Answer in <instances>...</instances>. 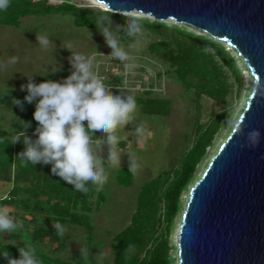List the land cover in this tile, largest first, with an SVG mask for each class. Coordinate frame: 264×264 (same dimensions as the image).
<instances>
[{
	"label": "rangeland",
	"instance_id": "1",
	"mask_svg": "<svg viewBox=\"0 0 264 264\" xmlns=\"http://www.w3.org/2000/svg\"><path fill=\"white\" fill-rule=\"evenodd\" d=\"M64 1L49 0L55 4ZM68 1L76 7L103 11L99 17H110L112 29L117 34L121 33L116 24L122 25L113 14L135 15L149 21L180 26L196 35L210 37L195 27L177 22L172 17L156 19L153 15L139 10L113 9L99 0ZM37 33L47 35L51 39L49 49H42L37 44ZM164 39H171L165 28L145 29L136 38L124 39L122 46L129 51L131 59L120 62L112 57L111 49L106 45L97 26L77 25L72 13L28 14L19 18L18 25L0 23V88L21 90V85L27 84L31 75L36 83L46 79L60 81L66 78L72 68L69 63L71 51L65 46L71 44L74 50L90 57L93 62V72L112 89L113 94L121 92L125 95H134L138 103L134 121L117 132L121 139L117 147L125 153L122 154L121 167L109 170V180L101 190L104 198L100 200L98 192L93 190L90 196L91 209H77L80 213L88 214L86 221L63 223L66 227V235L61 238L55 233L53 227V222L56 221L50 219L45 211L35 207V199H32L29 208H25L19 202H3V198L9 197L13 182L0 179V207H6L10 215L23 223V228L16 232L0 233L1 240L23 245L26 242L53 257L68 259L78 264H85L80 259L82 243H85L93 255L100 250L104 251L107 254L106 264H113L114 255L110 242L116 232L130 223L142 185L164 170L174 172L178 166L183 168L182 164L179 165L180 158L194 145L196 129L202 125L207 127L216 116L221 114L219 127L212 143L206 147L205 156L198 162L191 179L178 197L179 209L173 215L171 222L165 220L163 223L164 227H170L168 245L171 264H177L175 254L178 249L179 223L191 183L200 174L210 154L227 132L231 124L226 118L227 112L230 109L233 110L235 117L241 107L247 81L245 68L234 50L226 42L212 38L225 50L219 44L206 47L198 43V46L206 50L205 55L209 63L225 68L230 92L222 101L209 97L205 93H199L194 86H188L178 76L175 66L171 65L169 60L151 50L152 43ZM169 47L176 48L175 42L171 41ZM12 56L19 57V62L7 63ZM33 113L21 110L12 102L0 103V129L8 136H15L21 131L20 126L23 121H31L32 126L25 132L26 135L35 139L34 130L37 122L33 118ZM139 124H143L150 135L142 143L137 144L133 132ZM130 154L140 164V168L136 175H132L130 185L118 183L116 174L123 167L125 170L120 172L122 180H129ZM102 155L107 158V144L104 145ZM171 180L172 174L163 188L169 185ZM26 196L23 192L16 194L18 200ZM40 199H45V196ZM38 226L48 227L51 235L36 241L33 238V231ZM87 264H93V260L89 258Z\"/></svg>",
	"mask_w": 264,
	"mask_h": 264
},
{
	"label": "water",
	"instance_id": "2",
	"mask_svg": "<svg viewBox=\"0 0 264 264\" xmlns=\"http://www.w3.org/2000/svg\"><path fill=\"white\" fill-rule=\"evenodd\" d=\"M119 10L174 18L226 42L247 88L235 117L191 183L179 223L177 264H264V0H99Z\"/></svg>",
	"mask_w": 264,
	"mask_h": 264
},
{
	"label": "trees",
	"instance_id": "3",
	"mask_svg": "<svg viewBox=\"0 0 264 264\" xmlns=\"http://www.w3.org/2000/svg\"><path fill=\"white\" fill-rule=\"evenodd\" d=\"M53 12L72 13L77 25L93 27L96 26L95 19L103 11H95L82 6L76 7L68 0L59 4L51 3L49 0H13L12 7L8 12L0 15V23L18 25L19 18L23 15ZM113 16L120 21L123 27H127L129 19L127 16L115 14ZM140 20L144 30H159L160 28L167 30L171 39L156 41L150 45V48L169 60L171 65L175 66L178 76L188 86H194L199 93H205L218 101H222L228 95L230 86L226 81L225 68L209 63L205 55L207 54L206 50L198 46L199 43L206 47H213L219 44L218 42L210 37L196 35L180 26L149 21L146 18H140ZM171 41L175 42L176 48L169 47ZM26 95V90L0 88V103L12 102L13 97L23 101ZM17 107L20 108L18 105ZM24 110L34 112L35 103L25 102ZM220 116L221 114L216 116L207 127L202 125L196 129L194 145L180 158L179 165L182 164L183 168L178 166L174 172L164 170L157 177L142 185L137 207L132 214L130 223L116 232L110 242L114 255L113 264H171L168 245L170 227H164L163 223L165 220L171 222L173 215L179 209L178 197L188 180L191 179L198 162L205 156L206 147L212 143L219 127ZM13 138L14 136L6 135L0 129V179L13 182L9 197L3 198L2 201L6 203L19 202L25 208H29L32 199H35V207L40 211H45L48 217L56 222L82 223L84 220L86 221L88 214L80 213L77 209H91L90 196H84L75 191L72 185L53 175L51 165L25 164L18 157L25 146L22 142L11 143ZM124 168L118 170L116 179L118 183L130 185L132 174L129 172L130 177L127 181H123L120 175V172L125 170ZM171 174V182L163 188ZM19 192H23L27 196L18 200L16 194ZM42 196H45V199H40ZM98 197L102 200L104 194L99 191ZM48 235H51L48 227L38 226L33 231V238L36 241ZM130 243L135 245V253L126 260L123 256ZM17 246L23 247L24 245L0 239V249L8 250L12 257H19ZM36 250L43 260V264H78ZM0 264H8L7 259L0 256Z\"/></svg>",
	"mask_w": 264,
	"mask_h": 264
},
{
	"label": "clouds",
	"instance_id": "4",
	"mask_svg": "<svg viewBox=\"0 0 264 264\" xmlns=\"http://www.w3.org/2000/svg\"><path fill=\"white\" fill-rule=\"evenodd\" d=\"M13 0H0V15L6 14L12 7ZM127 27L116 24L121 34L112 29L110 17H97L95 24L103 36L111 55L120 62L131 59L125 49V38H136L143 33V24L135 15L127 16ZM51 39L47 35L37 33V44L42 49H49ZM71 51L69 63L72 71L60 81L46 79L36 83L29 76V81L21 85L27 92L23 101L13 97L12 103L24 109V103H35L33 118L37 122L34 130L35 139L26 135L25 130L32 126L31 121H23L21 131L16 133L11 143L22 142L24 150L18 157L25 163L36 166L51 165V173L84 196H91L93 190L99 192L109 180V170L118 169L122 164V154L117 146L120 144L119 130L134 121L138 110L134 95L113 94L112 89L93 72V62L89 56L74 50L72 45L65 46ZM19 57L12 56L7 63L16 64ZM7 94V93H5ZM4 94V95H5ZM227 120L233 127L244 134V125L239 117L233 116L229 110ZM104 134H107L106 136ZM133 135L137 144L142 143L150 135L143 124L135 127ZM264 134L259 129L247 133V146H259ZM108 145V155H102L104 145ZM99 149V151H97ZM140 164L130 154L129 172L136 175ZM55 233L63 238L66 227L61 222H53ZM23 228V223L10 215L6 207H0V233H13ZM80 242V241H79ZM82 243V242H81ZM19 257L10 256L8 250L0 249V256L7 259L8 264H43L35 247L24 243L17 246ZM7 248V246H6ZM135 253V245L130 243L124 252V259ZM91 258L93 264H106L107 254L100 250L93 255L91 249L82 243L80 259L87 264Z\"/></svg>",
	"mask_w": 264,
	"mask_h": 264
}]
</instances>
